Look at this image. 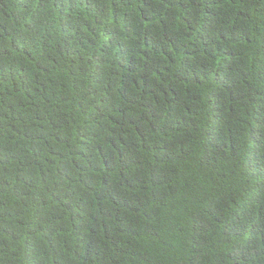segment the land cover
<instances>
[{"label":"trees","instance_id":"16d2710c","mask_svg":"<svg viewBox=\"0 0 264 264\" xmlns=\"http://www.w3.org/2000/svg\"><path fill=\"white\" fill-rule=\"evenodd\" d=\"M0 264H264V0H0Z\"/></svg>","mask_w":264,"mask_h":264}]
</instances>
